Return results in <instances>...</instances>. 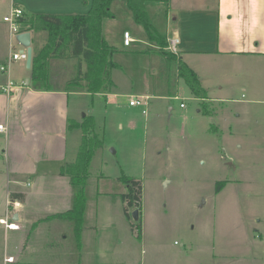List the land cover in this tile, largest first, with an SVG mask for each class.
<instances>
[{"label": "crops", "instance_id": "crops-1", "mask_svg": "<svg viewBox=\"0 0 264 264\" xmlns=\"http://www.w3.org/2000/svg\"><path fill=\"white\" fill-rule=\"evenodd\" d=\"M91 1L9 0V9L12 4L23 8L25 16L21 28L25 29L32 15L86 14ZM144 1L151 26L165 39L166 49L195 71L206 90V98H195L200 101L206 99L213 105V102L225 101L239 103L240 106L234 109L236 118L244 115L245 123L264 124V118L259 117L260 105H264V0ZM114 2L112 0L110 5L113 16L104 18L101 26V35L112 50L109 57L115 64L108 69L112 84L107 90L91 93L84 87L71 88L72 79L77 76L82 78L86 64L71 54L70 46L62 54H52L47 58V76L42 89L33 88L31 67L27 68L25 61L22 64L18 60L13 61L7 71L0 69V124L4 126L0 132V219L15 224V228H7L0 223V264H138L137 240L130 231L131 226H128V223H133L129 222L132 217L125 224L120 218L121 207L119 216L116 214L118 208L114 210L113 207L111 209L115 214L110 213L99 225L91 221L90 226L84 223L88 213L86 207L80 240L74 244L75 250L59 246L74 237L73 223L66 219L48 218L68 210L73 202L69 177L61 175L59 170L65 163L74 161L77 153L75 147H69V138L74 145L72 133L79 127L69 123H80L85 115L76 117L70 104L71 95L104 92L109 94L105 95L106 101H110L114 91L118 90L112 70L127 73L119 58L124 55L144 56L149 61L159 50L158 43L151 40L143 27L134 21L126 4L125 21L129 25L121 27L118 24ZM141 28L148 40L142 46L135 44L140 39L131 35L134 31L141 33ZM124 31H128L133 38L129 45L123 43ZM29 32L33 53V48L43 45L45 39H39L41 32ZM171 39H177V43L168 49ZM15 49L20 51L23 48L17 44ZM9 53L8 25L1 23L0 66ZM126 75L123 82L128 98L151 96L145 93L146 89L135 88L134 82ZM28 76L30 79H27ZM225 81L230 83L228 89L238 88L249 97L246 98L244 93L236 98L210 94L212 86H218V90L222 91ZM8 83L11 86L6 89ZM79 84L83 81L80 80ZM214 107L215 110L206 113L214 115L221 111L220 105ZM262 144L264 147V142H260L259 147ZM237 145L241 147V143ZM229 164L233 168L237 166L232 160ZM259 165H263L264 169L263 162H252L251 165L247 162L248 174L254 176ZM97 193L98 196L108 197L111 194ZM14 201L19 204L14 205ZM126 231L129 235H125ZM255 237L263 239L264 244L261 232L257 231ZM51 238L55 244L50 243ZM49 256L55 261H44ZM9 257L12 259L9 260Z\"/></svg>", "mask_w": 264, "mask_h": 264}, {"label": "rangeland", "instance_id": "rangeland-1", "mask_svg": "<svg viewBox=\"0 0 264 264\" xmlns=\"http://www.w3.org/2000/svg\"><path fill=\"white\" fill-rule=\"evenodd\" d=\"M124 4V0L113 4L121 27L129 25ZM8 12L9 0H0V22L5 25L2 17ZM140 30L131 35L139 38L135 44L142 46L148 40ZM39 39H45L44 33ZM153 55L149 61L144 56L119 58L127 75L112 70L118 90L108 102L105 95L109 94L104 92L71 95L76 117L91 115L94 132L102 142L89 168L84 223L101 224L110 213L115 214L113 207L118 208V216L121 209L125 224L129 221L121 199L127 188L119 179L126 175L140 181L142 187L138 219L129 221L139 222L141 227V238L134 235L138 264H263V239L256 238L255 233L264 235V169L259 165L251 176L247 162L264 163L263 144L259 147L264 142V124L245 123L244 115L236 118L234 109L240 104L232 101L213 102L221 111L206 113L215 110L214 105L195 98L176 75V62L163 59L158 52ZM17 62L22 64L24 60ZM125 75L135 88L151 94L141 105H128ZM229 84L225 81L222 91L212 86L210 94L236 98L244 93L249 97L238 88L228 89ZM260 109L259 117L264 118V105ZM81 134L80 128L74 129V145L69 138L70 148L77 151ZM231 160L235 168L229 164ZM221 180L227 183L216 192L215 183ZM97 192L111 194L98 196ZM50 243L56 242L52 239ZM74 244L71 237L59 246L75 250ZM54 259L49 256L43 260Z\"/></svg>", "mask_w": 264, "mask_h": 264}, {"label": "trees", "instance_id": "trees-1", "mask_svg": "<svg viewBox=\"0 0 264 264\" xmlns=\"http://www.w3.org/2000/svg\"><path fill=\"white\" fill-rule=\"evenodd\" d=\"M131 11L133 19L146 31L148 37L159 45L158 53L163 59L176 60V74L182 78L191 93L198 98H206L207 92L202 87L198 75L176 54L166 49L165 39L158 35L149 21L144 0H124ZM112 0H92L89 11L86 14L76 15H52L36 14L29 19V25L25 31L33 30L45 35V43L33 48L31 61V79L34 89L45 87L47 76V58L52 54H62L65 49L71 47V54L86 64V70L82 75L71 81V86L81 85L85 90L95 93L105 91L111 86L108 69L114 67V62L109 55L112 50L101 35L102 20L113 16L110 5ZM69 125L81 128L82 136L74 161L61 166L59 173L69 177L73 191L71 208L64 212L52 214L48 218L70 220L74 226V238L79 242L83 225L84 211L86 208V184L89 177V168L95 150L102 145L101 140L94 132V119L85 116L80 123ZM119 179L125 184L126 192L121 194L124 202L123 211L127 219H130L129 208L139 209L141 198V183L132 177L121 175ZM225 184V180L215 183V191L218 192ZM140 210V209H139ZM131 228L136 229L135 236L141 238L139 222L131 223Z\"/></svg>", "mask_w": 264, "mask_h": 264}, {"label": "built area", "instance_id": "built-area-1", "mask_svg": "<svg viewBox=\"0 0 264 264\" xmlns=\"http://www.w3.org/2000/svg\"><path fill=\"white\" fill-rule=\"evenodd\" d=\"M24 10L23 8L16 6L12 4L10 6L9 12L3 16V21H5L8 25L9 34H10V53L9 56L6 59V62L0 66V69L2 71H7L11 65V63L15 60H24L26 59V49L22 46V50H16L15 45L19 44L16 40V35L18 33L24 32L25 29L21 28V21L24 18ZM133 41V38L130 36V33L128 31L123 32V43L125 45H129ZM177 43V39H171L170 40V46L167 48L170 49L175 46ZM11 86V83H8L6 85V89H9ZM143 99H147V96H130L128 98V104L130 106H138L142 104ZM183 106V104H180ZM143 112H145V109H143ZM4 130V126L0 124V132ZM14 205H18V202H12ZM0 223L4 224L7 228H15V224L13 223H7L5 219L1 218ZM9 260L12 259L11 257L8 258Z\"/></svg>", "mask_w": 264, "mask_h": 264}, {"label": "water", "instance_id": "water-1", "mask_svg": "<svg viewBox=\"0 0 264 264\" xmlns=\"http://www.w3.org/2000/svg\"><path fill=\"white\" fill-rule=\"evenodd\" d=\"M16 40L18 43L26 49V59L25 65L27 68L31 67L32 61V46H31V33L29 31H24L16 35ZM139 215V210L137 208L133 209L131 212V217L133 220H137Z\"/></svg>", "mask_w": 264, "mask_h": 264}]
</instances>
